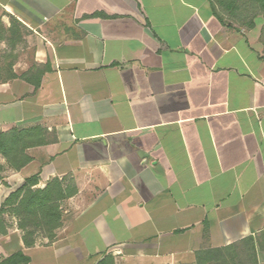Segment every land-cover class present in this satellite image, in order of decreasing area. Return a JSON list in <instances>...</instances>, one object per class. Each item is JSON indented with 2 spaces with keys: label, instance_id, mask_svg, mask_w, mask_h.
Masks as SVG:
<instances>
[{
  "label": "crops",
  "instance_id": "crops-1",
  "mask_svg": "<svg viewBox=\"0 0 264 264\" xmlns=\"http://www.w3.org/2000/svg\"><path fill=\"white\" fill-rule=\"evenodd\" d=\"M0 63V131L47 139L0 155V261L264 264V0H0ZM31 177L75 192L25 245L5 202Z\"/></svg>",
  "mask_w": 264,
  "mask_h": 264
},
{
  "label": "trees",
  "instance_id": "trees-1",
  "mask_svg": "<svg viewBox=\"0 0 264 264\" xmlns=\"http://www.w3.org/2000/svg\"><path fill=\"white\" fill-rule=\"evenodd\" d=\"M44 130L40 128L19 131L15 128L0 131V155L7 165L15 170L20 169L28 161L25 150L34 145L44 144ZM3 166L0 165V172ZM37 178L25 179V186L9 195L5 205L17 203L12 211L17 215L18 226L24 230L23 241L25 245L34 242L33 235L42 230L49 239L54 237V230L61 225L62 211L60 202L71 196L75 189L64 188L62 182L54 178L43 188H33L37 184ZM2 210L0 209V212ZM253 245L247 249V254L236 251V244L222 248L206 249L196 253V264L220 263V264H244L255 259L251 252ZM27 262V257L22 253H15L0 261V264H22ZM98 264H114L112 256H104Z\"/></svg>",
  "mask_w": 264,
  "mask_h": 264
},
{
  "label": "rangeland",
  "instance_id": "rangeland-1",
  "mask_svg": "<svg viewBox=\"0 0 264 264\" xmlns=\"http://www.w3.org/2000/svg\"><path fill=\"white\" fill-rule=\"evenodd\" d=\"M5 63L4 62V67H5ZM0 67H1V63H0ZM2 79V77H0V80ZM45 235V233L42 231V230H38V233H36V237L39 236V237H43ZM121 255H123V257H126L127 255L125 253H122V254H117V255H111V254H108V256H112L113 257V263L114 264H147L145 262V260H142V259H134L132 261H129L128 259H123L121 258ZM208 264H220V263H208ZM229 264V263H228ZM245 264V263H244Z\"/></svg>",
  "mask_w": 264,
  "mask_h": 264
}]
</instances>
